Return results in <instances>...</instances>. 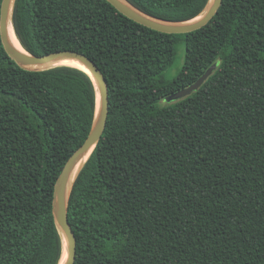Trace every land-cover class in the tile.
<instances>
[{
    "label": "trees",
    "instance_id": "obj_1",
    "mask_svg": "<svg viewBox=\"0 0 264 264\" xmlns=\"http://www.w3.org/2000/svg\"><path fill=\"white\" fill-rule=\"evenodd\" d=\"M126 1L169 22L208 3ZM12 25L30 54L79 52L106 80V126L69 200L74 264H264V0H222L187 34L106 0H15ZM214 64L196 92L165 101ZM95 102L85 72L24 70L0 41V264H58L53 188Z\"/></svg>",
    "mask_w": 264,
    "mask_h": 264
},
{
    "label": "water",
    "instance_id": "obj_2",
    "mask_svg": "<svg viewBox=\"0 0 264 264\" xmlns=\"http://www.w3.org/2000/svg\"><path fill=\"white\" fill-rule=\"evenodd\" d=\"M106 1L128 19L165 34H187L205 27L215 16L222 3V0H208L207 5L197 17L184 22H169L148 15L126 0ZM14 3L15 0H2L0 4V41L7 56L18 67L27 71H42L55 66H66L59 64L65 61L75 62L84 68L76 69L85 72L92 80L95 88L94 117L88 136L65 163L55 181L52 195V215L62 241V254L58 264H60L63 254L65 256L63 264H74L76 238L67 217L69 200L81 170L92 155L104 132L109 109L108 88L105 77L98 66L84 54L72 50H62L36 56L27 52L21 44V50L16 49L9 38V25L13 29L12 12ZM215 68L216 65H212L194 84L166 97L165 101L167 103L177 101L196 92Z\"/></svg>",
    "mask_w": 264,
    "mask_h": 264
},
{
    "label": "rangeland",
    "instance_id": "obj_3",
    "mask_svg": "<svg viewBox=\"0 0 264 264\" xmlns=\"http://www.w3.org/2000/svg\"><path fill=\"white\" fill-rule=\"evenodd\" d=\"M183 52H184L183 46H180L178 54H177L176 59L174 61V64L165 73V78L167 80L173 79L175 77V75L177 74V72L179 71V69L181 68V66L183 64V57H184ZM163 102L165 103V101H163Z\"/></svg>",
    "mask_w": 264,
    "mask_h": 264
},
{
    "label": "bare ground",
    "instance_id": "obj_4",
    "mask_svg": "<svg viewBox=\"0 0 264 264\" xmlns=\"http://www.w3.org/2000/svg\"><path fill=\"white\" fill-rule=\"evenodd\" d=\"M9 38H10V41L11 43L16 47V49L18 50H21V46H20V43L19 41L17 40V37L16 35L14 34V31L12 29V26L9 25ZM60 65H66V66H70V67H75V68H79V69H84L82 68L79 64L75 63V62H69V61H65V62H62V63H59ZM64 254L61 258V261H60V264H63V261H64Z\"/></svg>",
    "mask_w": 264,
    "mask_h": 264
}]
</instances>
